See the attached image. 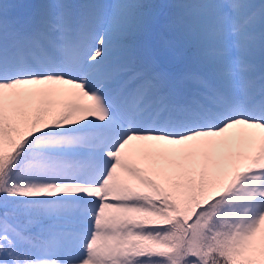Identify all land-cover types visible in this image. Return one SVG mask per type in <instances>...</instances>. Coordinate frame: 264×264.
Masks as SVG:
<instances>
[{
	"label": "snow or ice",
	"instance_id": "snow-or-ice-1",
	"mask_svg": "<svg viewBox=\"0 0 264 264\" xmlns=\"http://www.w3.org/2000/svg\"><path fill=\"white\" fill-rule=\"evenodd\" d=\"M23 7L0 0V264H264V2Z\"/></svg>",
	"mask_w": 264,
	"mask_h": 264
},
{
	"label": "rangeland",
	"instance_id": "rangeland-1",
	"mask_svg": "<svg viewBox=\"0 0 264 264\" xmlns=\"http://www.w3.org/2000/svg\"><path fill=\"white\" fill-rule=\"evenodd\" d=\"M26 2L28 1V6H27V9H26V11H24V12H18V9H15L14 10V12L16 13V14H30L31 13V11H28V10H30L31 9V7H32V12L33 11H35L36 9H38V7L40 6V5H42V4H44V3H46V2H48V0H25ZM7 2H8V0H7ZM10 3H13V4H18V2H17V0H15V2L14 1H12V0H10L9 1ZM23 2V1H22ZM106 2H107V0H106ZM178 2H180V0H152V5L154 6L153 7V12H154V14L158 17V18H160V16H161V13L163 14L164 12L165 13H167V14H169V10H170V7H171V5H173V4H175V3H178ZM251 2L252 3H255V4H260V3H262V2H264V0H251ZM163 6H166V10H163ZM164 13V14H165ZM165 17V15L163 16V18ZM177 66L178 67H184L183 66V64L181 63V64H177Z\"/></svg>",
	"mask_w": 264,
	"mask_h": 264
},
{
	"label": "trees",
	"instance_id": "trees-1",
	"mask_svg": "<svg viewBox=\"0 0 264 264\" xmlns=\"http://www.w3.org/2000/svg\"><path fill=\"white\" fill-rule=\"evenodd\" d=\"M147 2H149V3L153 4V3H152V0H147Z\"/></svg>",
	"mask_w": 264,
	"mask_h": 264
}]
</instances>
